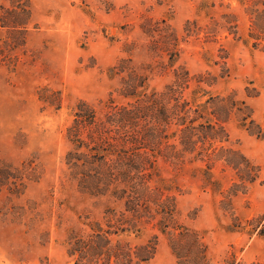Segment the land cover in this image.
Masks as SVG:
<instances>
[{
  "label": "rangeland",
  "instance_id": "rangeland-1",
  "mask_svg": "<svg viewBox=\"0 0 264 264\" xmlns=\"http://www.w3.org/2000/svg\"><path fill=\"white\" fill-rule=\"evenodd\" d=\"M30 1L37 28L28 35L25 52L17 53L15 68L0 61V264H72L64 247L67 229L82 213L96 218L103 207V201L80 193L65 177L63 157L69 147L66 128L72 109L79 100L97 104L107 97L114 85L107 70L128 56L125 44L133 45L131 58L137 66L163 61L146 54L150 40L140 26L165 20L181 39L184 23L195 18V3ZM239 17L241 39L180 41L174 67L217 77L223 73L209 88L211 93H234L250 107L255 124L264 127V43L253 47L246 42V19ZM171 71L155 73L150 87L162 89ZM227 129L231 144L260 167L258 180L232 199L235 216L245 225L246 220L264 216V138L241 128L235 118ZM219 167L213 171L227 190L232 173L220 174ZM160 173L177 186L179 220L201 233L212 264H223L231 253L242 264H264V237L227 231L232 221L219 208L221 196L204 188L190 167L174 170L160 163ZM32 174L39 178L30 179ZM174 261L160 236L148 264Z\"/></svg>",
  "mask_w": 264,
  "mask_h": 264
},
{
  "label": "trees",
  "instance_id": "trees-1",
  "mask_svg": "<svg viewBox=\"0 0 264 264\" xmlns=\"http://www.w3.org/2000/svg\"><path fill=\"white\" fill-rule=\"evenodd\" d=\"M193 1L195 18L184 23L181 39L165 20L140 26L150 40L146 54L163 61L137 66L131 58L133 45L125 44L128 56L107 70L114 82L107 97L97 104L79 100L72 109L66 128L69 147L63 157L65 177L80 193L103 201L96 218L84 212L66 231L64 247L72 264H148L160 236L167 241L174 264H212L201 233L179 220L178 188L161 176L160 163L174 170L190 167L204 188L221 196L219 208L232 221L227 231L264 237L263 215L243 225L234 213L232 199L258 180L260 167L231 144L227 125L235 118L241 128L262 138L264 127L255 124L250 107L234 93H211L209 88L223 73L217 77L174 67L180 41L241 39L239 16L246 19V42L261 46L264 0ZM35 28L30 0H2L0 61L15 68L17 53L25 52ZM169 68L162 89L151 88L152 76ZM217 165L220 174L232 173L227 190L213 171ZM223 264L242 263L231 253Z\"/></svg>",
  "mask_w": 264,
  "mask_h": 264
}]
</instances>
